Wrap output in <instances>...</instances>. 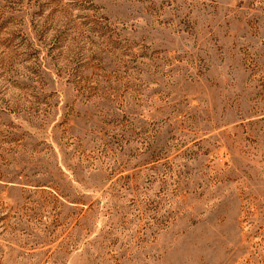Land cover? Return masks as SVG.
Segmentation results:
<instances>
[{"label": "rangeland", "instance_id": "374dc122", "mask_svg": "<svg viewBox=\"0 0 264 264\" xmlns=\"http://www.w3.org/2000/svg\"><path fill=\"white\" fill-rule=\"evenodd\" d=\"M0 264H264V0H0Z\"/></svg>", "mask_w": 264, "mask_h": 264}]
</instances>
